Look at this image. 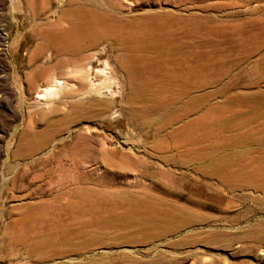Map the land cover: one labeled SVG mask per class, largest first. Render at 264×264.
<instances>
[{"label":"rangeland","instance_id":"rangeland-1","mask_svg":"<svg viewBox=\"0 0 264 264\" xmlns=\"http://www.w3.org/2000/svg\"><path fill=\"white\" fill-rule=\"evenodd\" d=\"M26 2L0 0V264H264V0H133L141 99L102 40L43 106Z\"/></svg>","mask_w":264,"mask_h":264},{"label":"bare ground","instance_id":"bare-ground-1","mask_svg":"<svg viewBox=\"0 0 264 264\" xmlns=\"http://www.w3.org/2000/svg\"><path fill=\"white\" fill-rule=\"evenodd\" d=\"M10 1L13 2L14 0ZM36 1L37 0H27L26 2L28 6V17L32 23L31 29L35 45L27 56L28 72L25 74L24 79L30 88L40 80H44L46 83L47 88L44 89L41 95H36L35 97L39 105L43 106L44 103H41L42 100L46 101L47 105L48 103L59 101L60 92L62 89H65V87L63 86L61 78L59 76L58 78L56 75L63 76L73 73L77 65L78 56L85 49L90 48L96 42L102 40H109L114 44H118L119 48L117 49L125 51V54L123 52V55H118V65L123 69L126 75L129 88L131 89V100L132 98L135 100L141 99V95L137 94L135 87V85H143L141 82L137 83V71L140 70L139 67L141 65L142 69L145 70V68L148 67V63L144 61L141 56L137 54L134 55L136 53L135 51H137V47L131 46L125 49V46H122L123 44L132 42V40H137L136 42L141 41L144 35H148L146 31L141 30V32H139L132 29L134 26L133 22L125 18L122 14L124 13L123 11H130V5L132 7L130 3L133 0H42L41 11L36 10ZM128 3L129 5H127ZM13 10L15 11L16 9ZM160 35L162 36V34L157 32L152 33L150 34V39L152 41L159 40L161 38ZM0 51H2V53L5 54L3 55L6 57V50L0 48ZM42 56H46L44 57L46 60L45 67L42 66L43 64L39 63L41 62L39 60H41L40 58ZM87 68L86 75L88 74L89 76L90 69L89 67ZM74 74L75 73H73V75ZM72 87H74L73 84L69 85L70 89ZM90 87L92 91L94 90V94L101 95L103 87L99 86L97 88V86L92 84ZM89 101L92 103L89 102V104H91L90 106L98 104L96 100L91 99ZM103 111V109H100L96 111L95 114L91 113L92 115L90 111H88L86 114L82 115L81 111L79 112L72 102L69 111L67 113L63 112L61 118L63 124H69L73 122L75 118H88L93 115H102ZM141 111H143V108L142 110L130 108L128 114L131 118H136L140 115ZM22 139V145H24V149H26L29 144V135L27 133L23 134ZM23 147L19 145L16 152L20 153V151H23ZM137 210V208H133L129 214L131 215L130 217L133 218L136 216ZM143 221L146 229L150 227L168 229L170 227V218L168 219V216L158 220L152 217H146Z\"/></svg>","mask_w":264,"mask_h":264}]
</instances>
